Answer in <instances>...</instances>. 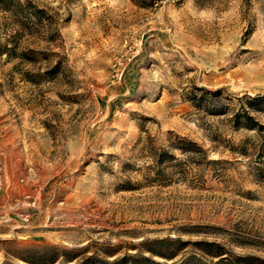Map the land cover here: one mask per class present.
I'll use <instances>...</instances> for the list:
<instances>
[{
  "label": "rangeland",
  "instance_id": "1",
  "mask_svg": "<svg viewBox=\"0 0 264 264\" xmlns=\"http://www.w3.org/2000/svg\"><path fill=\"white\" fill-rule=\"evenodd\" d=\"M246 95L264 0H0V264H264Z\"/></svg>",
  "mask_w": 264,
  "mask_h": 264
},
{
  "label": "trees",
  "instance_id": "2",
  "mask_svg": "<svg viewBox=\"0 0 264 264\" xmlns=\"http://www.w3.org/2000/svg\"><path fill=\"white\" fill-rule=\"evenodd\" d=\"M245 97L247 98L246 106L249 108V110L264 112V96L263 95H254V96L246 95ZM239 117L244 118L246 121L250 122L248 124L249 128H253L251 126H253L254 124V119L250 115V112L247 109H243V114ZM112 263L115 264L116 262H111V264Z\"/></svg>",
  "mask_w": 264,
  "mask_h": 264
}]
</instances>
